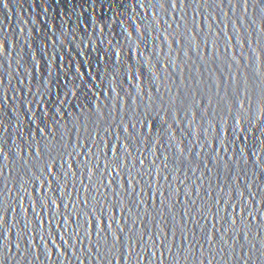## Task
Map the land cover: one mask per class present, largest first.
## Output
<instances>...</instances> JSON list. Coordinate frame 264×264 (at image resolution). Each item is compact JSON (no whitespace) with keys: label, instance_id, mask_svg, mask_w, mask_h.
<instances>
[{"label":"water","instance_id":"1","mask_svg":"<svg viewBox=\"0 0 264 264\" xmlns=\"http://www.w3.org/2000/svg\"><path fill=\"white\" fill-rule=\"evenodd\" d=\"M0 264H264V0H0Z\"/></svg>","mask_w":264,"mask_h":264},{"label":"snow or ice","instance_id":"2","mask_svg":"<svg viewBox=\"0 0 264 264\" xmlns=\"http://www.w3.org/2000/svg\"><path fill=\"white\" fill-rule=\"evenodd\" d=\"M256 3L259 4L260 3V0H256Z\"/></svg>","mask_w":264,"mask_h":264}]
</instances>
